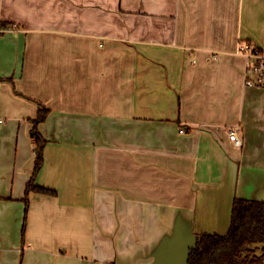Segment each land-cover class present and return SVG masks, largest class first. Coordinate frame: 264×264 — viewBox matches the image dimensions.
Instances as JSON below:
<instances>
[{
  "label": "crops",
  "instance_id": "crops-1",
  "mask_svg": "<svg viewBox=\"0 0 264 264\" xmlns=\"http://www.w3.org/2000/svg\"><path fill=\"white\" fill-rule=\"evenodd\" d=\"M0 264H187L264 202V0H0ZM46 139L32 191L34 119ZM240 126L243 145L229 130Z\"/></svg>",
  "mask_w": 264,
  "mask_h": 264
},
{
  "label": "trees",
  "instance_id": "trees-1",
  "mask_svg": "<svg viewBox=\"0 0 264 264\" xmlns=\"http://www.w3.org/2000/svg\"><path fill=\"white\" fill-rule=\"evenodd\" d=\"M49 111L41 103L34 119L36 159L34 174L27 183L24 197L26 205L32 191L55 193L50 188L34 183L43 166L46 144V139L37 128L46 119ZM187 264H264V202L236 198L229 231L226 234H197L194 246L189 248Z\"/></svg>",
  "mask_w": 264,
  "mask_h": 264
},
{
  "label": "built area",
  "instance_id": "built-area-1",
  "mask_svg": "<svg viewBox=\"0 0 264 264\" xmlns=\"http://www.w3.org/2000/svg\"><path fill=\"white\" fill-rule=\"evenodd\" d=\"M17 29V26L12 23H6L0 17V35L5 34L8 31ZM238 51L245 54L248 58V85H259L264 83V54L261 50L249 43L242 42L238 46ZM240 126H233L229 130L230 138L236 146L243 145V140L240 136Z\"/></svg>",
  "mask_w": 264,
  "mask_h": 264
}]
</instances>
